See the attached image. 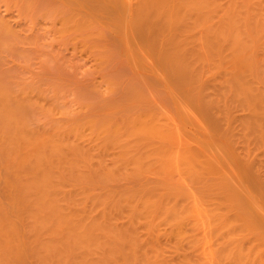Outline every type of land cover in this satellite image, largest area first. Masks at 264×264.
<instances>
[{
	"label": "bare ground",
	"instance_id": "6f19581e",
	"mask_svg": "<svg viewBox=\"0 0 264 264\" xmlns=\"http://www.w3.org/2000/svg\"><path fill=\"white\" fill-rule=\"evenodd\" d=\"M261 4L259 0H102L99 8L114 6L131 33H145L138 48L159 58L164 74L182 90L201 118L198 121L206 122L203 132L210 136L188 140L181 130L177 134L176 127L163 121L142 123L128 132L116 129L111 136L113 149L117 148L114 168L130 161L138 172L144 165L141 162L150 161L161 165L163 179L107 192L90 198V203L86 194L67 191L55 179L53 166L55 160L66 157L64 147L48 148L50 141L43 142L34 166L36 179L20 175L10 184L17 193L0 197V264H167L158 240L163 220L175 225L173 229L169 224L170 234L176 236L174 249L180 252L186 244L192 249L177 264H219L225 259L235 264H264V219L239 185L259 181L260 170L264 172V153L257 165L251 158L253 145L264 152ZM205 75L213 78L216 96L204 92ZM8 98L2 95L1 109L12 120ZM21 127L20 132L8 134L0 126L1 149L25 143L29 131ZM236 132L247 150L243 166L212 138L223 136L234 144ZM175 174L200 186L186 189L173 183L171 187L167 181ZM187 220H192L196 231L202 230L201 237L193 229L190 233L195 238L187 233ZM219 236L222 242L228 237L223 243L229 245L224 244L223 250Z\"/></svg>",
	"mask_w": 264,
	"mask_h": 264
},
{
	"label": "rangeland",
	"instance_id": "374dc122",
	"mask_svg": "<svg viewBox=\"0 0 264 264\" xmlns=\"http://www.w3.org/2000/svg\"><path fill=\"white\" fill-rule=\"evenodd\" d=\"M101 1L0 0V101L2 95L10 96L13 115L12 120L5 118L0 102V126L8 129V134L20 132L21 126L29 131L25 143L5 150L0 147V197L9 198L17 193L10 184L20 175L27 180L36 179L34 166L43 142L50 141L48 148L51 145L64 147L66 157L55 160L53 166L55 179L61 181L67 191L86 194L90 203V198L107 192L163 179L161 165L150 161L141 162L144 165L138 172L130 161L114 168L117 148L113 149L111 136L116 129L128 132L142 123L163 121L176 127L177 134L181 130L188 140L210 136L203 132L206 122L198 121L200 117L197 118L182 90L179 92L160 67L159 58L149 51L151 58L148 51L145 53L138 48L145 33H131L126 19L115 14L114 6L99 8ZM259 1L264 8V0ZM202 80L204 92L216 96L213 78L205 75ZM237 111L241 115L239 108ZM233 123L236 125L234 119ZM237 134L234 144L223 140V136L222 139L218 135L211 137L243 166L248 159L247 150ZM132 138L135 137H129ZM139 148L143 150L144 145L140 144ZM252 148L251 158L257 165L264 152L255 145ZM101 156L103 161H100ZM26 159L27 164L23 166ZM260 171L259 181L239 185L264 219V172ZM167 182L171 187L175 184L186 189L200 186L180 174ZM217 202L213 204L226 210V206ZM169 224L173 223L167 224L165 220L160 223L158 240L167 264H177L192 249L189 250L187 244L180 252L174 249L176 236L170 234ZM187 225L184 226L187 233L203 235L199 233L202 230L196 231L192 226V220ZM218 239L220 249L229 245L223 243L226 239L223 238V242L221 237ZM244 243L247 244L245 239ZM228 260L221 262L235 264Z\"/></svg>",
	"mask_w": 264,
	"mask_h": 264
}]
</instances>
